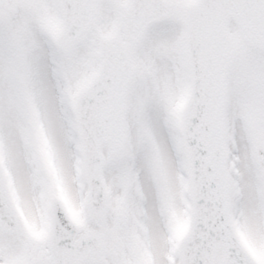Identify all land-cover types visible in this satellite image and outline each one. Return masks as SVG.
I'll return each instance as SVG.
<instances>
[{
    "label": "snow or ice",
    "instance_id": "obj_1",
    "mask_svg": "<svg viewBox=\"0 0 264 264\" xmlns=\"http://www.w3.org/2000/svg\"><path fill=\"white\" fill-rule=\"evenodd\" d=\"M0 264H264V0H0Z\"/></svg>",
    "mask_w": 264,
    "mask_h": 264
}]
</instances>
